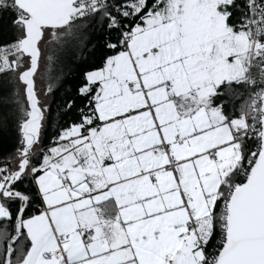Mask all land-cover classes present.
Here are the masks:
<instances>
[{
	"label": "snow or ice",
	"instance_id": "6c2138e0",
	"mask_svg": "<svg viewBox=\"0 0 264 264\" xmlns=\"http://www.w3.org/2000/svg\"><path fill=\"white\" fill-rule=\"evenodd\" d=\"M0 264H264V0H0Z\"/></svg>",
	"mask_w": 264,
	"mask_h": 264
}]
</instances>
